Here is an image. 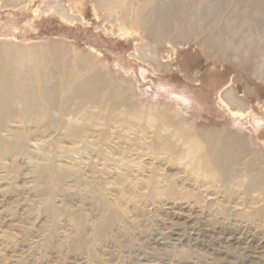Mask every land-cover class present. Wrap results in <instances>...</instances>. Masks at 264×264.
Returning <instances> with one entry per match:
<instances>
[{
  "label": "rangeland",
  "instance_id": "obj_1",
  "mask_svg": "<svg viewBox=\"0 0 264 264\" xmlns=\"http://www.w3.org/2000/svg\"><path fill=\"white\" fill-rule=\"evenodd\" d=\"M0 58L32 87L0 116V264H264L261 194L169 132L263 167L264 0H0Z\"/></svg>",
  "mask_w": 264,
  "mask_h": 264
},
{
  "label": "bare ground",
  "instance_id": "obj_2",
  "mask_svg": "<svg viewBox=\"0 0 264 264\" xmlns=\"http://www.w3.org/2000/svg\"><path fill=\"white\" fill-rule=\"evenodd\" d=\"M16 68L17 66H14L12 63H8V62H4L1 58H0V116H4L6 113H5V110L6 108L4 109V105H3V100H8V98L10 99H18V101L20 100L21 102H23L24 98H26L27 96L30 95V89L31 88L27 85L28 82H26V80H23V79H19L17 77L16 74H18L19 72L18 71V68H17V71H16ZM20 74V73H19ZM16 75V76H15ZM17 77V78H16ZM20 77V76H19ZM21 78V77H20ZM25 79V78H24ZM27 83V85H26ZM64 83V82H63ZM75 85V84H74ZM67 84L64 83V86L66 88ZM95 86L92 82H88L86 79L85 80H82L80 81L79 83H77L74 87H72V90H74V92L76 91H81V92H85L89 89V91L92 89V87ZM63 90V89H62ZM50 91V90H49ZM55 91V90H54ZM51 93V92H50ZM227 94V91L225 92ZM222 94V93H221ZM32 95V94H31ZM224 96V94H222ZM222 96V98H223ZM226 96V95H225ZM229 96V94L227 95ZM230 97V96H229ZM28 98V97H27ZM26 98V99H27ZM227 98V97H226ZM225 99V98H223ZM228 99V98H227ZM233 100H235V98H233ZM17 101V100H16ZM51 102V100H49ZM48 101V103H49ZM228 101V100H227ZM225 102L227 103V105L229 106V102ZM9 102V100H8ZM30 103V102H29ZM33 103V102H32ZM231 103V102H230ZM9 104V103H8ZM25 104V103H24ZM28 104V103H27ZM241 104V102H240ZM239 104V105H240ZM33 105V104H31ZM29 105V106H31ZM237 104H235L236 106ZM8 106V105H6ZM36 106V105H35ZM242 106V104L240 105ZM27 108V107H26ZM29 108V107H28ZM27 108V109H28ZM31 108V107H30ZM34 108V106H33ZM156 108V107H155ZM238 108V107H237ZM148 109H151V108H148ZM157 109V108H156ZM232 109V107H231ZM236 109V108H235ZM13 110V108L11 109V111ZM24 110V109H23ZM30 113V109H28ZM32 110V109H31ZM136 110V109H134ZM162 110V109H161ZM243 111V109H240ZM245 110V109H244ZM26 111V110H25ZM35 111V109H34ZM247 111V110H246ZM27 112V111H26ZM33 112V111H32ZM154 112H156L157 114L159 113L157 110H155ZM244 112V111H243ZM5 113V114H4ZM14 113V111H13ZM162 113V112H161ZM156 114V115H157ZM9 115V114H8ZM7 115V116H8ZM142 115V114H140ZM140 115L138 116L139 118L143 119L142 117H140ZM159 115V114H158ZM5 117V116H4ZM176 117V116H175ZM158 126H170L171 123L174 124V122L170 119V118H167L165 116H161L159 115V118H158ZM5 120V119H4ZM3 121V120H2ZM155 122V121H154ZM157 122V121H156ZM171 122V123H170ZM172 124V125H173ZM123 125L125 128H131V125L130 123L125 120L123 121ZM157 126V125H156ZM189 125H185V124H180V123H177L173 126V129L172 131H169V132H172V135H170L171 137H175L177 136L178 139H180V141L182 140L183 142H188V141H194L196 140V138L198 137L199 139L202 140V142L204 143L203 145V149H204V153L201 154V153H197L196 155V159H197V163H198V167L200 168V171L202 172V175H207V176H212V173L214 172V180H218L219 182L221 183H224V184H230L233 182V180L235 178H238V177H246L248 178V182H247V185H246V191L248 193L250 192H254V191H258L260 194H261V199L264 200V165L263 167H260L258 166L259 162L258 163H247L248 161H246V165L243 167L246 169H244L245 173L244 174H241L242 173V168L239 169L236 167V164L238 163L237 159H236V151H235V147L238 145V146H244V145H247V141L244 139V138H240V140L238 141H233V137H234V133H228L226 132L227 134H229L228 136L226 135V138H223L225 135H222V131L218 128H216L215 126H211V127H207V128H204L202 130H198V129H195L194 131H190L188 128H192L193 126H189ZM144 127L143 125L141 126V128ZM138 128V127H137ZM140 128V126H139ZM143 129V128H142ZM163 129V127L161 128ZM141 130V129H140ZM145 131V129H143ZM147 130V129H146ZM143 131V132H144ZM148 131V130H147ZM142 132V133H143ZM149 132V131H148ZM166 132V131H165ZM147 132L145 131L144 134H146ZM168 134V132H167ZM239 135V134H238ZM156 136V135H155ZM160 136V135H159ZM170 136H163V137H160V141H158L159 143L157 144V142H155L156 144H152V148L153 149H156V148H160L162 151L163 149H165V151L167 153L162 152L160 150V152L162 153H165V154H170V153H175V155H179V148H174L176 146L177 143L174 142V144H167L168 147H170L172 145L171 148L173 149H177L179 152L176 154V152H170L168 153V151L171 149V148H167L169 150H167L165 148V141L166 143L167 140H170L169 137ZM20 137V136H19ZM244 137V136H243ZM163 138V139H162ZM23 139V138H22ZM176 139V138H175ZM159 140V139H158ZM198 140V139H197ZM154 141H152L153 143ZM197 142V141H196ZM170 143V142H169ZM198 143V142H197ZM199 144V143H198ZM147 145V144H146ZM161 145V146H160ZM173 145H175L173 147ZM178 145V144H177ZM189 145V143H188ZM192 145V144H190ZM197 145V144H196ZM195 145V146H196ZM166 146V147H167ZM179 146V145H178ZM199 146V145H198ZM177 147V146H176ZM191 147V146H190ZM148 148V147H147ZM150 148V147H149ZM181 148V147H180ZM199 147H197L198 149ZM188 149V148H187ZM190 149V148H189ZM172 150V149H171ZM196 150V148H195ZM202 150V149H201ZM151 153H153L152 151L153 150H150ZM193 151V150H192ZM157 152V151H155ZM159 152V154H160ZM190 152V151H189ZM150 153V154H151ZM184 153V152H182ZM187 154V152H185ZM157 154V153H156ZM158 154V155H159ZM181 154V152H180ZM185 154V155H186ZM190 154V153H189ZM240 154V153H239ZM243 155V153H241ZM154 155V154H153ZM172 155V154H171ZM182 155V154H181ZM250 155V154H248ZM155 156V155H154ZM173 156V155H172ZM253 156V155H252ZM177 157V156H176ZM184 157V156H183ZM251 157V155L249 156ZM156 158V156H155ZM178 158V157H177ZM242 158V157H241ZM256 158V157H255ZM264 158V157H263ZM180 159V158H178ZM177 159V160H178ZM253 161H256L253 160ZM245 163V162H244ZM242 164V163H239L237 164L238 166ZM249 166V167H247ZM250 167H253V168H250ZM199 170V169H198ZM212 172V173H210ZM248 173V174H247ZM190 175V174H189ZM206 176V177H207ZM196 178V177H195ZM212 178V177H211ZM206 182V181H205ZM153 185V183H152ZM231 185V184H230ZM156 188V187H154ZM155 190V189H154ZM260 213H262L261 211H259Z\"/></svg>",
  "mask_w": 264,
  "mask_h": 264
}]
</instances>
